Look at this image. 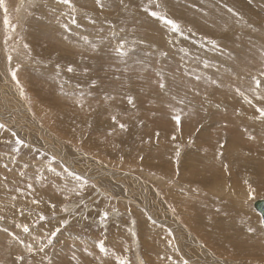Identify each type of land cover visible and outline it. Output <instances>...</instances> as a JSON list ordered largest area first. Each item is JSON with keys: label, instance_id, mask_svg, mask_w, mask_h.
<instances>
[{"label": "rangeland", "instance_id": "1", "mask_svg": "<svg viewBox=\"0 0 264 264\" xmlns=\"http://www.w3.org/2000/svg\"><path fill=\"white\" fill-rule=\"evenodd\" d=\"M75 1L74 7H68L57 0H5L7 13L0 8V92L12 102V106L4 107L0 100V124L6 126L0 129V229L7 227L25 243L36 241L34 248H38L46 244L51 231L59 228L52 244L43 252L32 254L0 231V264H116L117 258L128 264H183V260L188 264H260L262 256L249 250L235 256L221 255L223 258L218 255L215 260L202 249L211 248L214 255L218 254L216 250L189 225L199 226L211 237L212 225L221 226L223 222L213 213L222 209L219 202L231 200L237 208L239 197L230 198L224 186L225 182L227 187L233 182L229 178L225 181L229 168L242 163L240 150L249 155L243 159L247 164L244 166L254 172L250 177L244 175L240 182L249 189L254 182L264 188V121L256 119L254 108L237 94L239 89L257 106L260 105L254 97L264 95V0H209V5L194 0H102L103 8L96 0H87L92 6L84 0L83 7ZM46 9L63 20L57 25L60 31L53 33V41L43 37L44 47L58 54L63 51V60L51 51L42 58L38 52L41 46L36 45L34 37L31 39V33L25 39L27 21ZM152 11L174 20L179 31L173 32L151 16ZM179 12L182 19L176 18ZM5 17L8 24L4 23ZM72 17L79 27L71 24ZM63 23L69 24L70 32L62 31ZM38 28L44 29L43 24ZM121 39L126 42L125 57L114 52ZM24 44L31 48L25 49ZM69 65L74 72H67ZM13 70L17 71L19 85L11 78ZM161 77L166 85L163 90L159 88ZM253 78L261 81L259 88ZM129 97L133 98L132 104L128 103ZM17 106L28 109L33 114L31 120L20 115ZM177 115L180 124L173 119ZM31 123L38 124L36 129L40 124L50 131L54 138L42 139L51 140V146L32 137ZM119 123L125 124L126 130H121ZM17 138L26 146L16 144ZM230 144L234 146L232 151L227 148ZM13 148L20 150L14 152ZM84 167L88 171H83ZM64 168L87 180V185L77 188L79 196L67 191L78 182ZM100 170L113 176L109 183L105 182L107 186L104 183L99 187L102 180L97 182L104 174L90 176ZM27 184L33 185L30 193ZM216 184L224 191L213 190ZM17 188L25 194L20 195ZM60 189H65L69 199H64ZM199 190L201 198L197 196ZM13 196L17 199L13 200ZM213 198H217L216 206L211 205ZM263 198L264 193L241 200L262 231L253 201ZM32 199L40 203L33 205ZM194 201L203 205L195 207ZM183 202L181 210H177ZM65 207L68 212L62 211ZM40 212L48 218L36 223ZM104 212L108 213V220L102 226L100 217ZM190 213L194 219L189 224L183 218L187 220ZM178 221L194 236L195 240L187 246L179 243L182 237L175 228ZM226 222L239 228L241 220L229 215ZM24 224L29 226V233L22 231ZM215 234L229 233L215 230ZM220 240L225 244L223 238ZM100 242L107 253L99 251ZM245 245L258 247L255 240H246ZM260 248L264 251V247ZM22 254L24 261H18Z\"/></svg>", "mask_w": 264, "mask_h": 264}, {"label": "bare ground", "instance_id": "2", "mask_svg": "<svg viewBox=\"0 0 264 264\" xmlns=\"http://www.w3.org/2000/svg\"><path fill=\"white\" fill-rule=\"evenodd\" d=\"M92 1V0H91ZM94 1V0H93ZM102 1V0H101ZM191 1H193V0H191ZM203 2L205 5H209L208 4V1L209 0H194V2ZM72 2H73V0H72ZM76 2V1H75ZM83 2H84V0H77V2L76 3H78V5H80V7H83L82 6V4H83ZM21 3V2H20ZM19 3V4H20ZM26 3V2H25ZM86 4L88 5V6H92V4H90L89 3V1H87L86 0ZM103 4V3H102ZM22 5V4H21ZM54 5V4H53ZM20 6V5H19ZM86 6V5H85ZM84 6V7H85ZM38 7V6H37ZM53 7V6H52ZM76 7V6H75ZM104 7V6H103ZM42 8V7H41ZM56 8V7H55ZM94 8V7H93ZM15 9V8H14ZM40 9V8H39ZM43 9V8H42ZM57 10V9H56ZM72 10V9H71ZM88 10H89V8H88ZM99 10V9H98ZM40 11V10H39ZM37 12V16L36 17H32V19H29L28 21H27V27H25L24 29V35H25V37H23V38H25V39H27V36L28 35H26V34H30V35H32V38L31 39H36L35 41H37L36 43V45H38V46H41V48H39L38 49V52L40 53V54H42V58H44V55L43 54H45V52L47 51V52H50L51 50H52V48L50 49L49 47H44V45L46 44L45 43V41H46V38H43L44 36L45 37H49L50 38V41H53L54 40V38L56 37V35L53 37V35L54 34H57L56 32L58 31V27L59 26H57V25H59L58 23H59V21H61V20H63L62 19V17H59L57 14H56V12L55 13H51V12H47V9L46 10H42V11H40V12ZM62 11V10H61ZM87 12V11H86ZM4 13V12H3ZM242 13V12H241ZM244 14V13H243ZM179 15H182L180 12L178 13V15L176 14V18H180V19H182ZM64 16V15H63ZM188 17H190V16H188ZM13 18V17H12ZM17 18V17H16ZM33 18H36V19H33ZM201 18V17H200ZM84 19V18H83ZM82 19V20H83ZM34 20H35V22H34ZM79 20V19H78ZM40 21H42V24H43V26H44V29H42L41 31L39 30V28H38V25L39 26H41L42 24H40ZM80 21V20H79ZM86 21V20H85ZM52 23H53V25H52ZM64 24V23H63ZM61 26V25H60ZM43 28V27H42ZM54 28V29H53ZM62 28V27H61ZM84 28V27H83ZM91 28V27H90ZM56 30V31H55ZM87 30H89V29H87ZM8 31V30H7ZM60 31V30H59ZM58 31V32H59ZM62 31H64V30H62ZM82 31V30H81ZM86 31V30H85ZM91 32V31H90ZM93 32V31H92ZM54 33V34H53ZM65 33V32H64ZM23 34V33H22ZM65 35V34H64ZM67 35V34H66ZM69 35V34H68ZM29 37V36H28ZM31 37V36H30ZM29 37V38H30ZM34 37V38H33ZM66 37V36H65ZM65 37H63V38H65ZM68 37V36H67ZM38 39V40H37ZM57 39V38H56ZM78 39V38H77ZM66 40V39H65ZM33 41V40H32ZM57 41V40H56ZM63 41V40H62ZM80 41V40H79ZM78 41V42H79ZM16 42V41H15ZM30 42V41H29ZM28 42V43H29ZM60 42V41H59ZM94 42V41H93ZM56 43V42H55ZM62 43V42H61ZM64 43V42H63ZM62 43V44H63ZM80 43V42H79ZM86 44H87V42H86ZM30 45V44H29ZM75 45V44H74ZM82 45V44H81ZM90 45V44H89ZM104 45V44H103ZM52 46V45H51ZM64 46V45H63ZM88 46V45H87ZM97 46V45H96ZM30 47V46H29ZM52 47H54V46H52ZM70 47V46H69ZM74 47V46H73ZM72 47V48H73ZM78 47V46H77ZM80 48H81V46H79ZM91 47H93V46H91ZM31 48V47H30ZM57 48V47H56ZM72 48H71V50H72ZM85 48V50H86V47H84ZM100 48V47H99ZM61 49V48H60ZM109 49V48H108ZM32 50V49H31ZM58 50V49H57ZM62 50H64V49H62ZM61 50V51H62ZM77 50V49H76ZM98 50V49H97ZM99 50H101V49H99ZM34 51H36V49H34ZM82 51V50H81ZM94 51H96V50H94ZM58 51H55V50H53V51H51V53H53V55L54 56H59L58 57V59H60V60H63L64 58H63V54H65V53H63V51L60 53V54H58L57 53ZM60 52V51H59ZM87 52H88V50H87ZM97 52H99V51H97ZM102 52V51H101ZM115 52V51H114ZM67 53V52H66ZM72 53V52H71ZM91 53V52H90ZM97 54V53H96ZM50 55V54H49ZM52 55V54H51ZM50 55V56H51ZM86 55V54H85ZM87 55H88V53H87ZM20 56V55H19ZM47 56V55H46ZM53 56V57H54ZM79 56V55H78ZM82 56V55H81ZM89 56H90V54H89ZM88 56V57H89ZM117 56V55H116ZM97 57V56H96ZM99 57V56H98ZM118 57V56H117ZM54 58H56V57H54ZM84 58H87V57H85L84 56ZM25 59V58H24ZM81 59V58H80ZM99 59V58H98ZM116 59H118V58H116ZM130 59H132V58H130ZM82 60L84 61V59L82 58ZM75 61H77V60H75ZM79 61V60H78ZM81 61V60H80ZM86 61V60H85ZM42 62H45L44 60H41V63ZM77 63V62H76ZM25 64V63H24ZM45 64V63H44ZM47 64V63H46ZM81 64V63H80ZM133 64V63H132ZM23 65V64H22ZM118 65H120V64H118ZM117 65V66H118ZM44 65H42V67H43ZM121 66V65H120ZM48 67H50V70H51V66H48ZM18 68V67H17ZM16 68V69H17ZM41 68V67H40ZM48 69V68H47ZM47 71H49V70H47ZM24 72V71H23ZM42 72V71H41ZM31 73V72H30ZM27 74V73H26ZM49 74H50V71H49ZM55 74V73H54ZM28 75V74H27ZM64 75V74H63ZM69 76V75H68ZM18 77V76H17ZM23 77V76H22ZM26 77H24V79H25ZM55 78H57V77H55ZM54 78V79H55ZM27 79V78H26ZM48 79V78H47ZM53 79V80H54ZM48 80H50V79H48ZM56 80V79H55ZM54 80V81H55ZM61 80V79H60ZM21 81V80H20ZM27 81H29V80H27ZM53 81V82H54ZM69 81V80H68ZM25 82V81H24ZM47 82V81H46ZM50 82H52V81H50ZM23 83V82H22ZM26 83H28V84H30L29 82H26ZM49 83V82H48ZM57 83V82H56ZM55 83V84H56ZM118 83V82H117ZM47 84V83H46ZM54 84V85H55ZM57 85V84H56ZM80 85V84H79ZM83 85V84H82ZM123 85V84H122ZM25 86V85H24ZM32 86V85H31ZM30 86V87H31ZM50 85H48V87H49ZM109 86V85H108ZM29 87V88H30ZM34 87H37V85L36 86H34ZM60 87V86H59ZM111 87V86H110ZM123 87V86H122ZM65 88V87H64ZM106 89V88H105ZM59 90V89H58ZM118 90V89H117ZM1 91H3V89L1 90ZM40 92V91H39ZM55 92H57V91H55ZM107 92V91H106ZM41 93V92H40ZM105 93V92H104ZM59 95V94H58ZM69 95V94H68ZM107 96V95H106ZM108 97V96H107ZM112 97V96H111ZM59 98L61 99V100H63V99H65V97H62V96H59ZM68 98V97H67ZM0 100L2 101L3 100V104H4V107H8V106H10L11 104H12V102H11V100H7L6 98H5V96H4V92L2 93V92H0ZM0 101V102H1ZM14 101V100H13ZM14 103V102H13ZM36 105V104H35ZM34 105V106H35ZM12 106V105H11ZM16 105H14V107H15ZM36 107V106H35ZM10 108V107H9ZM22 107L20 106L19 108H18V106H17V111L20 113V115H23L24 114V117L26 118V115H27V119H29L30 118V120H31V114L32 113H30V111L28 110V109H21ZM37 108V107H36ZM45 108H47V107H45ZM2 109V108H1ZM11 109H13V108H11ZM47 109H49V108H47ZM3 111V110H2ZM34 111V110H33ZM4 112V111H3ZM13 112H15V110H12V113ZM35 112V111H34ZM49 112V111H48ZM23 113V114H22ZM15 114V113H14ZM39 114V113H38ZM45 114V113H44ZM9 115V114H8ZM33 115V114H32ZM1 116V115H0ZM5 116H6V114H5ZM15 116H17V115H15ZM46 116V115H45ZM3 117V116H2ZM51 118V117H50ZM49 118V119H50ZM34 119H36V118H34ZM34 119H32L33 121H35ZM14 120V119H13ZM37 120V119H36ZM28 121V120H27ZM45 121V120H44ZM51 121V120H50ZM32 122V121H31ZM36 122V121H35ZM37 123V122H36ZM35 123V124H36ZM19 124H21V123H19ZM28 124H30V122L28 121ZM33 125V127H31L32 129H33V133L31 134L32 135V137L34 136V137H37L38 139H42L43 137L44 138H48V139H52V138H54L53 137V135L51 134V133H49V132H47V130L46 129H43L42 128V126L39 124V126H38V128L36 129V126L38 125H34V123H31V126ZM26 126V125H25ZM21 127V126H20ZM19 127V128H20ZM24 130V129H23ZM26 130V129H25ZM259 133L258 134H260V136H261V131H258ZM263 134H264V132H262ZM28 135V134H27ZM162 135V134H161ZM160 135V136H161ZM24 136V135H23ZM221 136V135H220ZM27 137V136H26ZM69 137V136H68ZM37 138H35V140H37ZM220 138V137H219ZM57 139V138H56ZM43 140V142L41 143V142H39L40 144H43V145H47V146H51L52 144H53V142L51 141V140H49V141H45L44 139H42ZM73 140V139H72ZM219 140V139H218ZM68 141V140H67ZM26 142V141H25ZM55 142V141H54ZM74 144H76L75 142H73ZM77 144H79V143H77ZM61 145V144H60ZM81 145V144H80ZM79 145V146H80ZM38 146V145H37ZM79 146H77V148L79 147ZM82 146V145H81ZM81 146H80V148H81ZM256 146V148H258V149H260L262 146H259V145H255ZM58 147V146H57ZM50 148V147H49ZM228 148V150L229 151H232L233 149H234V146L232 145V144H230L229 145V147H227ZM48 149V148H47ZM199 149V148H198ZM201 149V148H200ZM210 149L212 150V151H214L215 150V147H213V146H211L210 147ZM210 149H208V150H210ZM207 150V149H206ZM210 150V151H211ZM57 151V150H56ZM81 153V152H80ZM240 158H241V160H242V163L240 164V165H233L232 167H230L229 168V171H227V174H226V179H225V181H228V178H229V181L231 182V181H233L232 183H231V185L229 186V187H227V182H225L226 184H225V186H224V188H225V192L227 193V194H229L228 196L231 198L233 195H235V196H233V198L234 197H239L238 198V203L239 204H237V208H236V206H233V202L231 201V200H227V201H229V202H224V204L222 203V201H220L219 203L220 204H222V209L221 208H218L217 209V211H214L213 213L215 214V213H217V215L219 216L218 218H221V220H223V222L222 223H220V225L221 226H216L215 227V225L216 224H213L212 225V230H210V232H213V235H211V237H209V236H207L208 235V233H204L203 231H201L200 230V227L198 226H194V225H192V224H190V220L191 219H194V214L193 213H190L191 215L190 216H187L186 218H187V220L185 219V218H183V220H185V221H187V222H189V226L193 229V230H196V231H198V232H201V234L200 235H202V238H204V240L206 241V244L208 243V244H211L212 245V247L216 250V253H218L217 255H214L215 254V252H214V254L212 253V251L210 250L211 248H203L202 250H204V252L206 253H208L209 255H211L215 260L217 259H219V257H221V258H223L221 255H229V256H235V254H237V253H243L244 251H247V250H249V251H251V254H259V255H261L262 256V259H261V262H260V264H264V251L263 250H261V248L260 247H264V231H262V229L259 227V225L255 222V218L252 216V214H251V212H249V211H246L247 209V207L246 206H243V204L241 203V200H248V197H250L251 195H255V194H263L264 193V188L262 189V187H258V186H255V184H257L256 182H254L253 184H252V186H251V188L249 189V188H247V186H244L243 185V183L242 182H240V180H242L243 178H245V177H243L244 175H247V177H250V176H248V175H253L254 174V172H252V170L250 169V167H247V166H244V164H245V162H243V159L244 160H246L248 157H249V155H248V153H246L245 152V150H240ZM75 155V154H74ZM87 155V154H86ZM78 156V155H77ZM81 156V155H80ZM83 158V157H82ZM71 159V158H70ZM90 160V159H89ZM71 161H72V159H71ZM93 162H94V160H93ZM82 165V164H81ZM245 165H247V164H245ZM104 167V166H103ZM108 167H109V165H108ZM105 168V167H104ZM111 168H113V167H111ZM249 168V169H248ZM88 168H86L85 169V167H84V169H83V171H85V170H87ZM93 170V169H92ZM112 170V169H111ZM114 170V169H113ZM112 170V171H113ZM249 170V171H248ZM88 171V170H87ZM123 171V170H122ZM105 172V173H104ZM129 171H127V173H128ZM120 173V172H119ZM224 173V172H223ZM253 173V174H252ZM102 174H104L103 176H101V177H99V179L97 180V182H99V181H101L100 182V184H99V187H100V185L102 184H104L105 182H110L111 180H109L110 178L112 179V177L113 176H109V175H106V174H109L108 172H106V171H98V173H96V174H92V175H90L92 178H95V177H97V175H102ZM110 174H112V173H110ZM117 174H118V172H117ZM136 174V173H135ZM257 174V173H256ZM88 175V174H87ZM120 175H121V173H120ZM117 176H119V175H117ZM122 176V175H121ZM124 176V175H123ZM134 176V175H133ZM255 176H257V175H255ZM258 176H259V174H258ZM86 177H88V176H86ZM174 177V176H173ZM176 177V176H175ZM135 178V177H134ZM215 178V177H214ZM241 178V179H240ZM133 179V178H132ZM217 179V178H216ZM240 179V180H239ZM137 180V179H136ZM145 180V179H144ZM177 180V179H176ZM247 180V179H246ZM251 180V179H250ZM113 181V180H112ZM114 181H116L115 179H114ZM119 181V180H118ZM163 181V180H162ZM125 182V181H124ZM145 182H146V180H145ZM244 182V181H243ZM108 183H105V185L106 184H108ZM119 183V182H118ZM127 183V182H126ZM252 183V182H251ZM263 183V182H262ZM111 184V183H110ZM219 184V183H218ZM218 184H216L215 186H213V187H215L216 189H213V190H215L216 192H218V193H220V190L222 189V188H220V187H218ZM246 184V183H245ZM122 185H123V183H122ZM163 185V184H162ZM181 185V184H180ZM107 186V185H106ZM142 186H144V185H142ZM179 186V185H178ZM220 186H222V185H220ZM233 186V188H230V187H232ZM123 187V186H122ZM126 187V186H125ZM177 187V186H176ZM130 188V187H129ZM139 188H140V186H139ZM144 188V187H143ZM106 189V188H105ZM132 189V188H131ZM130 189V190H131ZM138 189V188H137ZM145 189V188H144ZM157 189V188H156ZM179 189V188H178ZM34 190V189H33ZM118 190V189H117ZM120 190H121V188H120ZM119 190V191H120ZM129 190V191H130ZM139 190V189H138ZM150 190V189H149ZM155 190V189H154ZM165 190V189H164ZM182 190V189H181ZM181 190H180V192H181ZM209 190V189H208ZM223 190V189H222ZM221 190V191H222ZM129 191H127L128 193H129ZM174 191H176V190H174ZM198 191V190H197ZM224 191V190H223ZM146 192V191H145ZM159 192V191H158ZM187 192V191H186ZM251 194H250V193ZM110 193V192H109ZM113 193V192H112ZM136 193V192H135ZM166 193V192H165ZM184 193V192H183ZM205 193V192H204ZM124 194V193H123ZM127 194V193H126ZM137 194V193H136ZM135 194V195H136ZM168 194V193H167ZM216 194V193H215ZM222 194V193H221ZM119 196H120V194H118ZM117 195V196H118ZM151 195V194H150ZM176 195V194H175ZM178 195V194H177ZM205 195V194H204ZM211 195V194H210ZM226 195V194H225ZM137 196V195H136ZM167 196V195H166ZM181 196V195H180ZM197 196H199L200 198H201V196H202V194H201V190H199V193L197 194ZM213 197V196H212ZM130 198V197H129ZM149 198V197H148ZM172 198V197H171ZM182 198V197H181ZM188 198V197H187ZM209 198V197H208ZM135 199V198H134ZM133 199V200H134ZM159 199V198H158ZM175 200L176 199H178L177 197L176 198H174ZM174 199H172V200H174ZM214 199L215 198H213L212 200H211V205H213V206H216L217 205V198H216V200L214 201ZM23 200V199H22ZM21 200V201H22ZM167 200V199H166ZM202 200V199H201ZM199 201V202H203V201ZM204 200V199H203ZM234 201H235V199H233ZM253 200V199H252ZM187 200H185V202H186ZM132 202V201H131ZM137 202H139V201H137ZM153 202V201H152ZM185 202H183V203H181L178 207H177V210H181V207H183L182 205L185 203ZM193 202V201H192ZM195 203L194 204H192L193 206H195V207H198V206H200V205H203V204H201V203H198L197 202V204L198 205H196V201H194ZM236 202V203H237ZM191 203V202H190ZM244 203H246V201H244ZM141 204V203H140ZM139 204V205H140ZM187 204V203H186ZM185 204V205H186ZM129 205V204H128ZM153 205V204H152ZM176 205V204H175ZM152 207V206H151ZM125 208H126V206H125ZM149 208V207H148ZM153 209V208H152ZM160 209V208H159ZM159 211V210H158ZM258 212V211H257ZM151 213H153V212H151ZM160 213V212H159ZM187 213V212H186ZM259 213V212H258ZM181 214H183V210L181 211ZM193 214V215H192ZM144 215V214H143ZM170 215V214H169ZM216 215V214H215ZM220 215H222L223 216V218L220 216ZM229 215H230V218H238V219H240L241 220V222H239L238 224H239V228H237V227H234V226H232V225H230L229 223L231 222V219H230V222H226V219L227 220H229ZM154 218V217H153ZM158 219V218H157ZM155 220V219H154ZM160 220V219H159ZM162 220V219H161ZM215 221V220H214ZM165 222H163V224H164ZM184 223H186V222H184ZM209 223H211V222H209ZM236 223V222H235ZM259 223V222H258ZM218 224V223H217ZM167 225V224H166ZM165 225V226H166ZM202 225H205V224H202ZM202 225H200V226H202ZM209 225H211V224H209ZM208 225V226H209ZM236 225V224H235ZM173 226V225H172ZM175 228L177 229V232H178V234H179V236L180 237H182V242H179V243H181V244H184L185 246H187V245H189L190 243H189V241H194L195 239H194V236L192 235V233L190 232V230L191 229H188L187 228V226H185V225H183V224H181L179 221H178V223H177V225L175 224ZM188 226V227H189ZM237 226V225H236ZM261 226V225H260ZM135 227V226H134ZM167 228V227H166ZM171 228V227H170ZM97 229V228H96ZM173 229V228H172ZM203 229V228H202ZM208 229V228H207ZM249 229H252V231H249ZM215 230H217V231H224V232H228L230 235H231V238L229 239V234H226V235H223V236H219V235H216L215 234ZM185 232V233H184ZM103 233V232H102ZM177 234V235H178ZM206 234V235H205ZM223 234V233H222ZM210 235V234H209ZM228 235V236H227ZM31 236V235H30ZM198 236H199V234H198ZM175 237V236H174ZM177 237V236H176ZM28 238V237H27ZM224 239V242H225V244L223 243V242H221V240L220 239ZM26 239V238H25ZM229 240H231V242L232 243H234V245H232V244H230V242H229ZM246 240H249L251 243H253V240H255V242H256V244L258 245V247L256 246V245H253V247L252 248H250V247H248V246H246L245 245V242H246ZM196 243H197V241H196ZM202 243V242H201ZM192 244V243H191ZM90 245V244H89ZM199 246V245H198ZM207 246V245H206ZM210 246V245H209ZM23 247V246H22ZM192 247V246H191ZM99 248V247H98ZM181 248H182V246H181ZM186 248V247H185ZM188 248V247H187ZM189 248H190V246H189ZM193 249V248H192ZM201 249V248H200ZM198 250V249H197ZM196 250V251H197ZM183 252V251H182ZM185 253V252H184ZM187 253V252H186ZM202 253V252H201ZM204 253V254H205ZM193 254H195V252L193 253ZM246 254V253H245ZM247 254H249V253H247ZM245 255V256H248V255ZM187 255V254H186ZM196 255V254H195ZM218 255H220L219 257H217ZM100 256V255H99ZM98 256V257H99ZM190 256V255H189ZM201 257V256H200ZM200 257H197L198 258V260L200 259ZM225 257V256H224ZM179 258H180V256H179ZM178 258V259H179ZM202 258H204V257H202ZM201 258V259H202ZM206 258H207V255H206V257H205V261H206ZM228 259H230L229 257H227ZM10 259V258H9ZM100 259V258H99ZM191 259H192V257H191ZM233 259H234V257H233ZM232 259V260H233ZM245 259H246V262H248L247 261V259L248 258H246L245 257ZM256 259V258H255ZM254 259V260H255ZM95 260V259H94ZM96 260H98V259H96ZM257 260V259H256ZM255 260V261H256ZM141 261V260H140ZM184 261V260H183ZM211 261V260H210ZM257 261H259V260H257ZM139 262V261H138ZM193 262H195V261H193ZM209 262V261H208ZM223 262V261H222ZM141 262H139V264H140ZM210 263H212V262H210ZM209 263V264H210ZM214 263V262H213ZM259 263V262H258ZM257 263V264H258ZM218 264V263H217ZM221 264V263H220ZM254 264V263H253Z\"/></svg>", "mask_w": 264, "mask_h": 264}, {"label": "snow or ice", "instance_id": "3", "mask_svg": "<svg viewBox=\"0 0 264 264\" xmlns=\"http://www.w3.org/2000/svg\"><path fill=\"white\" fill-rule=\"evenodd\" d=\"M57 3L60 4V5H66V6H68V7H74L73 4H72V0H57ZM96 3H97V5H99L101 8H103V4L101 3V0H96ZM0 8H3V10L5 11V13H7V8H6V6H5V0H0ZM228 11H229V12H232V9L229 8ZM150 15L153 16L154 18L160 20V21L163 22L165 25L170 26V28H171V30H172L173 32L179 31V25H178L174 20L169 19V18H167L166 16H161V15H159V14H158L157 12H155V11L150 12ZM4 23H5V24H8V20H7L6 17H5ZM93 23H94V21H93ZM71 24H72V25H75V26H77V27L80 26V25L77 23V20H76L75 17H72V19H71ZM62 27H63V29H64L65 32H70V31H71V28L69 27V24H67V23L63 24ZM114 35H115V34H114ZM66 38H67V37H65V39H66ZM209 43H213V44H214L215 42H214V41H209ZM125 44H126V42H125L123 39H121V40L118 42V46L114 48V51L116 52V54H117L119 57H125V56L128 55V51H127L126 48H125ZM23 47H24L25 49H27L29 46H28L27 44H24ZM93 47H95V46H93ZM165 55H166V53H165ZM7 59H8L9 62L12 61V57H11V56H9ZM205 67H207V65H205ZM74 71H75V69H74L71 65H69V66L67 67V72L72 73V72H74ZM85 72H87V69H85ZM158 75H159V74H158ZM261 75L264 76V72H262ZM11 78H12L13 81H16L17 84L19 85V81H18V78H17V71H16V70L11 71ZM197 79H198V78H197ZM253 79H254V82H255V84H256V87L259 88V87L261 86V81L258 80V79H255V78H253ZM94 86H95V82L93 81V87H94ZM165 87H166V85H165V83L163 82V77H161V82L159 83V88H160L161 90H163ZM237 94L240 95L241 97H243V98L245 99V102H246L249 106H251V107L254 108L255 113L258 114V115L255 116V118L258 119V120L264 121V95H259V94H257V95L254 97V99H255V100L257 101V103L260 105V106H257V104H254V103H253V99H249V98H247L243 92H240L239 89H237ZM21 95H23V90H22V89H21ZM109 99H113V98L109 97ZM128 103H129V104H132V103H133V98L129 97V98H128ZM173 119L176 121L177 124H180V122H181V118H180L179 115L174 116ZM112 120H113L114 123H116V117H115V116L112 117ZM118 126H119V128H120L121 130H126V125H125V124H123V123H119ZM5 127H6V126H5L4 124H0V129H4ZM12 135H13V136H16V133H12ZM15 143H16V144H19V145H24V141L21 140V139H19V138H17V139L15 140ZM24 146H26V145H24ZM19 150H20L19 148H13V151H14V152H18ZM177 155H179V153H177ZM54 159H55V157H53V160H54ZM4 167L6 168L7 165H5ZM64 171L67 172V174H68L69 176L73 177V178L78 182V184H77L76 187H73V188H71V189H68L67 191H68L69 193H72V194H75V195L79 196V195H80V192L77 190V188H78V187H82V186H84V185H87V180H85L83 177L77 175L76 173L69 171L67 168H64ZM5 179H6V178H5ZM26 188H27V191L30 193V192L33 190V185H32V184H27V185H26ZM16 191H17L20 195H24V194H25L24 190H21V189H19V188H17ZM59 191H60V194H61V195H64V199H65V200L69 199V195H66V194H65V189H60ZM12 199H13V200H16L17 197H16V196H13ZM31 203H32L33 205H38V204L40 203V201L37 200V199H32V200H31ZM49 206H50L52 209H55V208H56V205H55V204H50ZM13 207H15V205H13ZM62 211H64V212H68V208L65 207V208L62 209ZM53 214H54V213H53ZM21 215H23V211H22V210H21ZM47 218H48V217H46V216L43 214V212H40V213L37 214V220H36V223H40V222H42V221H45V220H47ZM0 219H2V217H0ZM149 219H151V218L149 217ZM107 220H108V213H107V212L102 213V214H101V217H100V223H101V225H102V226H105V222H106ZM63 223L66 224L67 221H63ZM133 223H134V222H133ZM153 223H155V221H153ZM261 223L264 224V221H261ZM17 227H21V226H20V225H17ZM0 231H2V232H4V233L8 234L13 240H16L21 246H23V247L26 249V252H27V253L32 254V253H34V251H37V250L40 251V252H43L44 249H45V247H47V245L52 244L53 239L56 237L57 233L59 232V228L55 229L54 231H51V232L49 233V235L47 236L46 244H41V245L38 246V248H34V243H38V242L34 241V243H25V241L22 240V239H20L19 236H17L15 233L10 232L9 229H8L7 227H4V228L0 229ZM22 231H23L24 233H29V232H30V228H29V226H28L27 224H24V225L22 226ZM249 231H252V229H249ZM133 235H134V233H133ZM169 235H171V232H169ZM168 244H169V246H171V241H168ZM99 251H100L101 253H107V249L105 248L103 242H100V244H99ZM88 255H91V253H88ZM24 259H25V257H24L23 254L17 257V260H18V261H24ZM168 259H170V257H168ZM116 264H128V261L125 260V259H122V258H117V260H116ZM183 264H188V261H187V260H184V261H183Z\"/></svg>", "mask_w": 264, "mask_h": 264}, {"label": "water", "instance_id": "4", "mask_svg": "<svg viewBox=\"0 0 264 264\" xmlns=\"http://www.w3.org/2000/svg\"><path fill=\"white\" fill-rule=\"evenodd\" d=\"M253 206L256 211L259 212L261 221H264V198L253 201ZM264 227V224H262Z\"/></svg>", "mask_w": 264, "mask_h": 264}]
</instances>
